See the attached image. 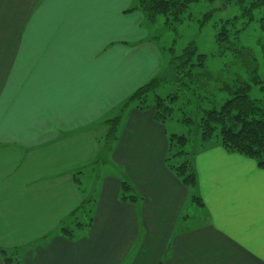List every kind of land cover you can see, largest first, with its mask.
<instances>
[{
    "label": "crops",
    "instance_id": "0c3cea01",
    "mask_svg": "<svg viewBox=\"0 0 264 264\" xmlns=\"http://www.w3.org/2000/svg\"><path fill=\"white\" fill-rule=\"evenodd\" d=\"M120 1L0 0V264H264V169L210 141L199 199L179 181L176 133L127 102L165 55Z\"/></svg>",
    "mask_w": 264,
    "mask_h": 264
},
{
    "label": "trees",
    "instance_id": "16d2710c",
    "mask_svg": "<svg viewBox=\"0 0 264 264\" xmlns=\"http://www.w3.org/2000/svg\"><path fill=\"white\" fill-rule=\"evenodd\" d=\"M198 0H138V8L146 15L150 22L162 15L165 25L182 21L188 13L190 4ZM223 3L235 2L241 9L239 17L226 20L216 27V42L222 48H231L240 66L245 67L248 79H235L231 84L221 82V76L206 69V55L199 53L197 46L190 42L181 53L176 54L173 47H169V66L173 78L154 77L139 87L127 102H134L139 109H152L153 119L166 122L174 112L179 110V121L191 126L197 124L200 133V149L215 139L228 152H234L255 160L256 165L264 169V100L253 98L251 90L258 85L264 91V79L258 75L257 63L249 48L234 47L230 40L235 41L238 34L254 19L256 10L264 9V0H220ZM205 13L202 20L209 18ZM245 19L243 26L231 28L239 19ZM259 27L264 32V16L259 18ZM264 57V41L258 42ZM237 44V43H236ZM238 45V44H237ZM167 82L175 86L165 96L154 95V89ZM226 94V98L218 96ZM153 97V99L151 98ZM126 102V103H127ZM126 105V104H125ZM195 105V106H194ZM108 129L106 140L114 138L118 117L106 120ZM190 142V135L169 136V151L165 158L167 167L179 181L188 189L194 191L197 187V171L194 164L195 154L184 147ZM178 158H182L178 160ZM134 193L128 183L121 184V199H133ZM81 208V205L79 206ZM63 234L70 232L60 228ZM21 249H1L0 255L5 262L12 261V254Z\"/></svg>",
    "mask_w": 264,
    "mask_h": 264
},
{
    "label": "rangeland",
    "instance_id": "374dc122",
    "mask_svg": "<svg viewBox=\"0 0 264 264\" xmlns=\"http://www.w3.org/2000/svg\"><path fill=\"white\" fill-rule=\"evenodd\" d=\"M134 3V0H121L118 5L129 7ZM208 12H210L209 18L202 20L203 15ZM241 12L240 7L235 2L223 3L220 0H198L190 4L188 13L184 15L182 21L165 25L164 16L159 15L151 25H146V29L152 36L154 43L157 42L165 55V64L167 67L164 66L157 76L168 78V80L173 78L172 69L169 64H167V59L169 63L170 58L169 47H173L175 53L179 54L186 45L193 42L197 46L198 52L206 55V69L215 75H220L221 82L231 84L238 77L247 80V71L245 67L239 65L238 59L235 57L232 49L220 47L215 38L216 27L226 20L239 17ZM129 15L130 14L127 16ZM263 16L264 9L256 10L254 12V19L238 34L237 39L235 41L230 40L234 47H246L252 51L257 63V73L261 79H264V57L261 52V45L258 42L264 41V32L259 27V18ZM123 18L124 17L120 18L121 22L126 21ZM127 20H132L131 22L140 21L136 15L128 17ZM244 21L245 19L239 18L235 22L234 27L231 28V33L235 28L242 27ZM166 83L167 82L162 83L161 86L158 85L154 89L153 94L165 96L175 89L173 84ZM250 94L253 98L264 100V91L260 90L258 85L252 86ZM226 97V94H222L218 96V99ZM151 98L153 99V97ZM180 115L179 110L175 111L173 117L167 120L166 126L168 132L176 133L177 135L189 134L190 142L184 148L192 152L200 146L198 126L195 123L189 126L179 121L177 118ZM211 141H215V139ZM181 159L182 158H178V160ZM92 183L94 184V182ZM86 189L87 193L94 194L96 185H92V188L86 186ZM190 211L192 215H194L193 210L191 209Z\"/></svg>",
    "mask_w": 264,
    "mask_h": 264
}]
</instances>
